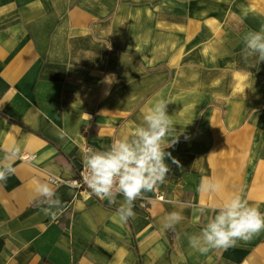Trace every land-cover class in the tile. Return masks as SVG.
I'll list each match as a JSON object with an SVG mask.
<instances>
[{"label":"crops","instance_id":"obj_1","mask_svg":"<svg viewBox=\"0 0 264 264\" xmlns=\"http://www.w3.org/2000/svg\"><path fill=\"white\" fill-rule=\"evenodd\" d=\"M124 3L0 0V162L13 144L22 152L7 161L15 173L0 182V264H264V231L207 254L186 235L198 234L213 215L208 206L233 192L264 212V109L245 121L242 106L230 120L212 122L209 111L196 120L194 94L179 99L180 91L164 87L170 74L162 62L151 67L145 49L141 55L140 30L132 39ZM158 98L170 101L175 131L165 143L177 142L165 151L179 165L166 158L165 182L143 195L146 207L135 201V217L121 224L122 195L110 203L70 181L89 148L129 135ZM202 178L222 191H198ZM35 180L55 188L63 208L56 219L40 210ZM172 211L183 219L166 230Z\"/></svg>","mask_w":264,"mask_h":264},{"label":"rangeland","instance_id":"obj_2","mask_svg":"<svg viewBox=\"0 0 264 264\" xmlns=\"http://www.w3.org/2000/svg\"><path fill=\"white\" fill-rule=\"evenodd\" d=\"M124 5L132 39L134 28L140 30L141 55L145 49L151 67L162 62L170 74L164 87L180 91L179 99L194 94L195 106H201L196 120L203 111L212 122L230 120L242 106L245 121L256 108L264 109V61L241 55L243 34L264 25V0H125Z\"/></svg>","mask_w":264,"mask_h":264},{"label":"clouds","instance_id":"obj_3","mask_svg":"<svg viewBox=\"0 0 264 264\" xmlns=\"http://www.w3.org/2000/svg\"><path fill=\"white\" fill-rule=\"evenodd\" d=\"M242 41L243 59L255 56L259 62L264 61V25L258 31L245 32ZM113 79L114 74L106 77L108 83H112ZM169 103L165 98L155 99L145 110L142 122L129 135L114 140L107 148H89L83 155V185L92 194L102 200L107 199L110 203H116L118 195L123 196L117 209L121 224L135 217L133 208L138 198L155 191L158 185L165 182L170 171L166 158H171L173 164L179 165V161L165 151L177 142L176 138L170 144L165 143L166 137L175 131L174 121L167 114ZM66 137L70 139L67 132L61 130L60 138ZM21 155L20 145L13 144L4 161L0 162V182L6 181L8 176L15 173V168L7 161ZM81 181H74L72 186H80ZM33 184L39 203L44 205L40 210L56 219L63 208L55 188L40 180L33 181ZM198 191L219 193L222 191V184L202 178ZM205 210V207L196 206L197 212L203 213ZM207 210L213 215L209 216L202 230L198 234H186L189 246L201 254L233 247L238 241H248L264 231V212L260 211L259 206L250 204L239 192H233L219 202L211 203ZM182 219L180 212L172 211L165 215L163 228L174 229Z\"/></svg>","mask_w":264,"mask_h":264},{"label":"built area","instance_id":"obj_4","mask_svg":"<svg viewBox=\"0 0 264 264\" xmlns=\"http://www.w3.org/2000/svg\"><path fill=\"white\" fill-rule=\"evenodd\" d=\"M83 168H84V165H82L81 166V168H79V170H78V174H77V176H76V178H74L73 180H71L70 181V183L73 185V182L74 181H81V173H82V171H83ZM51 180H53L55 183H60L61 182V180H59L58 178H53V177H51ZM78 190H79V192H81V193H86V194H88L89 196H92V197H96V198H98L97 196H95L94 194H92L91 193V191L86 187V186H84L83 185V183H82V181H81V183H80V186H78V187H76ZM98 199H100V198H98ZM156 199L157 200H160V201H165V200H167L163 195H160V194H157L156 195ZM100 200H102V199H100ZM150 200V198H148V197H142V198H138L136 201L137 202H139L140 203V205L141 206H143V207H146L147 205V201H149Z\"/></svg>","mask_w":264,"mask_h":264}]
</instances>
